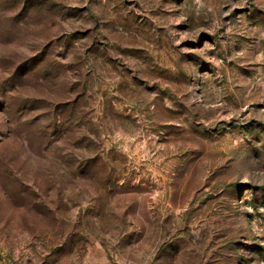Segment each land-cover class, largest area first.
Returning a JSON list of instances; mask_svg holds the SVG:
<instances>
[{
  "label": "rangeland",
  "instance_id": "1",
  "mask_svg": "<svg viewBox=\"0 0 264 264\" xmlns=\"http://www.w3.org/2000/svg\"><path fill=\"white\" fill-rule=\"evenodd\" d=\"M0 264H264V0H0Z\"/></svg>",
  "mask_w": 264,
  "mask_h": 264
}]
</instances>
